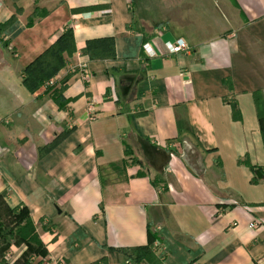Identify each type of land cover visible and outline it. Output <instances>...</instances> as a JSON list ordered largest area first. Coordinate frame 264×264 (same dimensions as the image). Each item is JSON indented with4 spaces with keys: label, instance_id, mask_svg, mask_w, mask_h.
<instances>
[{
    "label": "crops",
    "instance_id": "obj_1",
    "mask_svg": "<svg viewBox=\"0 0 264 264\" xmlns=\"http://www.w3.org/2000/svg\"><path fill=\"white\" fill-rule=\"evenodd\" d=\"M4 24L0 192L26 204L47 250L30 264H149L132 252L148 227L163 264H264V0H0ZM66 26L60 109L21 72ZM104 37L115 58L88 59ZM177 39L188 50L168 52Z\"/></svg>",
    "mask_w": 264,
    "mask_h": 264
},
{
    "label": "trees",
    "instance_id": "obj_2",
    "mask_svg": "<svg viewBox=\"0 0 264 264\" xmlns=\"http://www.w3.org/2000/svg\"><path fill=\"white\" fill-rule=\"evenodd\" d=\"M45 12L46 10L43 9H34L29 16L28 24H31L35 17L44 15ZM5 26L6 24L0 25V32ZM4 45L6 44L4 43ZM75 49L73 30L70 26H66L49 47L22 69L23 84L32 93L44 87V92L50 94L51 99L58 108L64 109L68 102L63 96L67 78L58 82L55 75L65 66L66 56H72ZM83 51L91 60L114 59V39L113 37L89 39L86 41ZM50 81L51 83H49ZM254 102L264 139V99L259 93H255ZM232 114L237 117L234 104H232ZM56 141L57 138L54 142L56 143ZM52 145L53 143L50 147ZM125 152L127 155L133 154L131 149L126 148ZM135 159L139 161V159ZM251 168L254 171L257 170L256 167ZM6 196L7 191L0 192V264H30L31 256L45 257L47 250L36 232L28 207L24 203L9 207L5 201ZM39 222L45 231L51 230L54 226L43 218ZM17 242L26 244V253L9 263L5 258L6 252H8L11 245ZM159 245V237L148 227L147 243L132 249L133 254H135V261L145 260L149 264H163L162 259L156 254ZM89 264H108V260L103 257Z\"/></svg>",
    "mask_w": 264,
    "mask_h": 264
},
{
    "label": "built area",
    "instance_id": "obj_3",
    "mask_svg": "<svg viewBox=\"0 0 264 264\" xmlns=\"http://www.w3.org/2000/svg\"><path fill=\"white\" fill-rule=\"evenodd\" d=\"M164 45L166 50L170 53H178L180 51L188 50L187 44L182 39H177L174 42L166 41ZM142 47L147 54L149 55L153 54V52H149L152 51V49L149 47V43H144ZM84 66H85V61H82L78 64V67L80 68H83ZM49 83H51V81ZM95 116H96V112L93 110L90 115V118H94ZM249 225L250 227H255L256 224L252 222Z\"/></svg>",
    "mask_w": 264,
    "mask_h": 264
},
{
    "label": "water",
    "instance_id": "obj_4",
    "mask_svg": "<svg viewBox=\"0 0 264 264\" xmlns=\"http://www.w3.org/2000/svg\"><path fill=\"white\" fill-rule=\"evenodd\" d=\"M256 177L261 179L262 178V173L260 172V170H256L255 171Z\"/></svg>",
    "mask_w": 264,
    "mask_h": 264
},
{
    "label": "rangeland",
    "instance_id": "obj_5",
    "mask_svg": "<svg viewBox=\"0 0 264 264\" xmlns=\"http://www.w3.org/2000/svg\"><path fill=\"white\" fill-rule=\"evenodd\" d=\"M133 156L136 158L137 156L133 153ZM38 234V233H37ZM39 235V234H38Z\"/></svg>",
    "mask_w": 264,
    "mask_h": 264
}]
</instances>
